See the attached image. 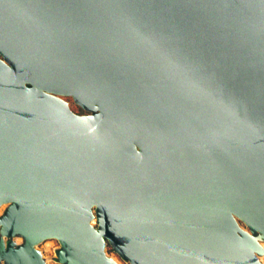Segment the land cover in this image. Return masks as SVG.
I'll list each match as a JSON object with an SVG mask.
<instances>
[{"label": "water", "instance_id": "water-1", "mask_svg": "<svg viewBox=\"0 0 264 264\" xmlns=\"http://www.w3.org/2000/svg\"><path fill=\"white\" fill-rule=\"evenodd\" d=\"M10 202L0 264H264V0H0Z\"/></svg>", "mask_w": 264, "mask_h": 264}, {"label": "rangeland", "instance_id": "rangeland-1", "mask_svg": "<svg viewBox=\"0 0 264 264\" xmlns=\"http://www.w3.org/2000/svg\"><path fill=\"white\" fill-rule=\"evenodd\" d=\"M64 99H66L71 108L75 111L79 112H86L87 110L84 109L80 104L76 103L74 97L71 95H62ZM89 111V110H88ZM12 203H4L0 205V220L6 214L8 209L11 207ZM92 223L98 225V218L95 216ZM239 227L251 233L252 235L256 236L260 243L264 246V235L258 231L253 230L250 226L245 224L244 222H239ZM4 241L6 246L13 244L15 248H19L27 243L26 238L22 234H15V235H7L5 231L4 225L0 222V242ZM62 247L61 241L56 237L46 238L43 241L37 244V248H39L42 252L43 259L45 260V264H67L59 258L58 251ZM106 255L116 261L118 264H132L129 259H125L118 253L112 244L108 241L106 244ZM258 255L264 262V252H258Z\"/></svg>", "mask_w": 264, "mask_h": 264}, {"label": "flooded vegetation", "instance_id": "flooded-vegetation-1", "mask_svg": "<svg viewBox=\"0 0 264 264\" xmlns=\"http://www.w3.org/2000/svg\"><path fill=\"white\" fill-rule=\"evenodd\" d=\"M87 110V109H86ZM75 111V110H74ZM76 113H78V114H90V113H93V112H95V111H91V110H87L86 112H79V111H75Z\"/></svg>", "mask_w": 264, "mask_h": 264}]
</instances>
